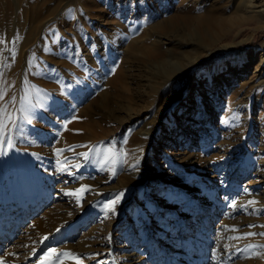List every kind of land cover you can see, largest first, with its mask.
Listing matches in <instances>:
<instances>
[{
	"label": "rangeland",
	"instance_id": "obj_1",
	"mask_svg": "<svg viewBox=\"0 0 264 264\" xmlns=\"http://www.w3.org/2000/svg\"><path fill=\"white\" fill-rule=\"evenodd\" d=\"M235 5L0 0V264H264V14ZM158 43L168 71L192 62L163 72ZM109 147L114 175L90 151Z\"/></svg>",
	"mask_w": 264,
	"mask_h": 264
},
{
	"label": "bare ground",
	"instance_id": "obj_2",
	"mask_svg": "<svg viewBox=\"0 0 264 264\" xmlns=\"http://www.w3.org/2000/svg\"><path fill=\"white\" fill-rule=\"evenodd\" d=\"M216 1V0H215ZM232 1H234V0H232ZM230 2V1H229ZM235 2H236V5L234 6L235 7V12H237V11H240V12H243L244 14H246V15H244L245 16V18H239V17H237V19H230L229 21H232L233 22V24L235 23V24H237V23H239L240 21H242V20H244V19H248V18H255V17H257L258 18V16H260L261 14H264V0H235ZM233 4V3H232ZM211 5H212V3H211ZM215 5V4H214ZM214 9V8H213ZM192 10H193V8H192ZM217 10H219V9H217ZM222 10V9H221ZM223 11V10H222ZM221 12V11H220ZM189 13H190V11H189ZM218 13V12H217ZM205 14V13H204ZM207 14H208V12H207ZM212 17H213V15L212 16H210L209 18H204V19H198L197 18V21L198 22H200V21H206V20H210V21H212V23L213 22H216L215 21V18L214 19H212ZM236 18V17H235ZM182 21H184L183 19H181ZM180 19H169L168 21H165V20H163V21H161L160 23H158V24H153L152 26H151V31L156 35V36H159V35H161V36H167V37H169V35L170 34H172L173 33V31H175L177 28H179L180 27ZM217 24V23H216ZM232 24V25H233ZM199 26L200 25H202V23H199L198 24ZM231 25V24H230ZM214 26V25H213ZM143 27V26H142ZM203 27V26H202ZM211 30V29H210ZM193 31V30H192ZM194 32V31H193ZM191 33V32H190ZM226 33V32H225ZM163 34V35H162ZM167 34V35H166ZM169 34V35H168ZM208 35V34H207ZM224 35V34H223ZM222 35V36H223ZM120 37V36H119ZM220 37V36H219ZM165 38V37H164ZM167 40H169L170 41V39L169 38H166ZM201 39V38H200ZM150 40H152V39H150ZM214 40H216V39H214ZM132 41V40H131ZM130 41V42H131ZM113 42H116V41H113ZM142 42V41H141ZM153 42V41H152ZM154 42H156V41H154ZM212 42V41H211ZM119 43V42H118ZM169 43V42H168ZM99 48V47H98ZM97 48V49H98ZM130 51H129V58L130 59H137V54H136V51H137V47L135 46V45H131L130 47ZM164 48V47H163ZM100 51V50H99ZM134 53H135V55H134ZM155 54H158L159 55V57H160V59H162V62H161V64H160V66H161V70L163 71V72H165V73H167V74H172V75H176V74H179V73H181V71L183 70V69H185L188 65H189V63L190 62H192V61H188V62H186L185 64H182L181 66H180V68L178 69V70H171V71H168V69H166L165 68V66H164V61H163V59L165 58V55H164V53H163V51L160 49V46H159V43L156 45V44H153V45H148V46H146V45H143V55L144 56H148V57H151V56H153V55H155ZM175 57V59L173 60V61H178V56H174ZM262 61L260 60V63H261ZM182 63V62H181ZM260 65V64H259ZM256 70H258V69H256ZM213 71V70H212ZM211 71V72H212ZM261 72V71H260ZM209 74V73H208ZM263 75V74H262ZM238 79V78H237ZM258 79H259V77H258ZM261 79V78H260ZM249 83V82H248ZM247 83V84H248ZM262 83V84H261ZM261 83H259V85L260 86H263L264 87V79L262 80V82ZM250 84V83H249ZM254 84V83H253ZM252 86H255V85H252ZM241 87V86H240ZM239 87V88H240ZM245 87V86H244ZM247 87V86H246ZM239 88H237V91H238V89ZM248 89V88H247ZM250 89H252V88H250ZM264 89V88H263ZM246 90V89H245ZM249 90V89H248ZM255 90V89H254ZM235 91V90H234ZM247 91V90H246ZM216 92V91H215ZM240 92V91H239ZM242 92V91H241ZM254 92V91H253ZM243 93V92H242ZM238 94V93H237ZM244 95V94H243ZM245 97H248V95L247 96H245ZM252 97V96H251ZM248 99V98H247ZM37 106L39 105V104H36ZM40 106V105H39ZM34 107V106H33ZM200 107V106H199ZM28 109V108H27ZM33 109V108H32ZM39 110V109H38ZM42 111V110H41ZM25 114V113H24ZM23 115V114H22ZM31 116V115H30ZM45 116V115H44ZM32 117V116H31ZM46 120V119H45ZM48 121V120H47ZM46 121V122H47ZM81 124V123H80ZM75 127H78V125L76 126L75 125ZM146 134L147 135V131H145V132H141V134ZM93 135V134H92ZM93 137V136H92ZM94 137H95V135H94ZM226 139V138H225ZM75 141H77V140H75ZM125 145V144H124ZM125 147V146H124ZM126 157V156H125ZM124 157V158H125ZM129 157V156H128ZM126 160H128L127 158H126ZM129 162V161H128ZM128 162H126V163H128ZM9 163V162H8ZM78 164V163H77ZM81 164V163H80ZM79 164V165H80ZM133 164V163H132ZM216 164V163H215ZM79 165H76V167H78ZM200 165V164H199ZM213 165V164H212ZM81 166V165H80ZM222 168V167H221ZM111 169V168H110ZM218 169V168H217ZM116 170V169H115ZM127 170V169H126ZM134 170V165H131L130 164V166H129V168H128V171H133ZM117 171V170H116ZM133 172H130V174H132ZM134 174L135 173H133L132 174V176H134ZM259 199V198H258ZM261 201V200H260ZM244 206H245V204H244ZM263 207V206H262ZM239 211V210H238ZM55 216H49V223H47L48 225H51V227H53V226H56V218H54ZM39 218H41V217H39ZM159 220V219H158ZM60 222H62V221H60ZM55 224V225H54ZM48 227V226H47ZM57 227H59V226H57ZM155 227V226H154ZM173 228V227H172ZM49 230V229H48ZM57 230V229H56ZM158 230V229H157ZM162 232V231H161ZM40 237L41 236H43V235H41V234H39V233H37ZM169 236V235H168ZM234 236V235H233ZM230 240V239H229ZM232 240V239H231ZM227 242V241H226ZM259 257H260V255L259 254H257ZM258 262V261H257ZM253 263V262H252Z\"/></svg>",
	"mask_w": 264,
	"mask_h": 264
},
{
	"label": "snow or ice",
	"instance_id": "obj_3",
	"mask_svg": "<svg viewBox=\"0 0 264 264\" xmlns=\"http://www.w3.org/2000/svg\"><path fill=\"white\" fill-rule=\"evenodd\" d=\"M13 59H14V57H13ZM3 99H4V93H3V91H0V100H3ZM234 118L238 119V117H234ZM27 120H28V123H31L30 117H28ZM9 124H15V120L13 119L11 113L8 112L7 107L0 105V144H3L5 142V140L7 141V143L9 145H11V143H12L11 136L9 135V133L11 132V128H9ZM65 127H66V125H65ZM69 150H71V148ZM63 151H64L63 149H57V155H59ZM90 151H95L97 153V155H101V153H103L99 162L101 163L102 166L105 164H111L112 167H111L110 171L112 172L113 175L115 174L116 164L119 163L121 157H123V155H124V152L122 149L117 151L116 149H114L112 147L104 148V149L95 148V149H90ZM82 155L87 159L88 153H83ZM58 163H59V161H58ZM61 170H63V165H61ZM86 190H87V186H83L81 189H77L74 192L66 193V194L77 195L78 193H82L83 191H86ZM122 195H123V193L118 194L114 200H112L109 204L105 205V208L107 210H113L114 205L117 202H119V199ZM226 230L236 231V229H234V228L233 229H226ZM245 235L246 236L247 235H255V233H247ZM260 235H264V233H260ZM238 238L239 237H233V239H238ZM45 239H47V238L45 237ZM248 247H255V246L250 245ZM44 257H48V258L55 257V260H52V259L46 260V259H44ZM44 257L41 258V264H59L61 257L70 258L72 260H75L76 264H79L78 257H76L75 254H73L71 252L57 253L54 249H49L47 252L44 253Z\"/></svg>",
	"mask_w": 264,
	"mask_h": 264
}]
</instances>
